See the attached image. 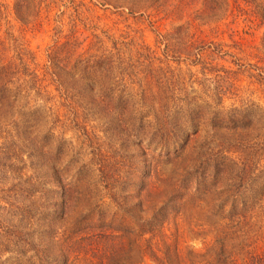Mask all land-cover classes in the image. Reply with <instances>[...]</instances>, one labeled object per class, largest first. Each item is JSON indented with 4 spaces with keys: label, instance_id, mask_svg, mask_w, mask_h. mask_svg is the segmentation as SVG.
Instances as JSON below:
<instances>
[{
    "label": "trees",
    "instance_id": "16d2710c",
    "mask_svg": "<svg viewBox=\"0 0 264 264\" xmlns=\"http://www.w3.org/2000/svg\"><path fill=\"white\" fill-rule=\"evenodd\" d=\"M94 8L154 45L83 36ZM49 24L31 67L19 38ZM241 71L264 84V0H0V264H264V109L225 104ZM95 132L112 148L87 146ZM187 204L202 250L170 230Z\"/></svg>",
    "mask_w": 264,
    "mask_h": 264
},
{
    "label": "rangeland",
    "instance_id": "374dc122",
    "mask_svg": "<svg viewBox=\"0 0 264 264\" xmlns=\"http://www.w3.org/2000/svg\"><path fill=\"white\" fill-rule=\"evenodd\" d=\"M9 2L10 0H5ZM84 10V9H83ZM81 13V16L85 17L87 13L92 15L91 18H88V21L84 25H82L79 21H77L78 30L83 32L84 35L90 36V32L99 33L100 29H105L110 33L120 34L121 32H128L132 35L139 36L149 45H154V32L147 25L146 22L141 21L140 18H133L130 16L120 15L118 13H112L110 10H101L99 8H94L93 10L85 13ZM71 10L67 11L63 16V21L66 22L69 20L67 18L68 13ZM95 23L99 27V29H92L90 26ZM242 23L239 24L238 30L239 35L246 38L248 42L251 44H258L259 38L261 35V31L258 28L251 29L248 33H243L241 30ZM53 24H49L45 26L41 32H25L23 38H19L21 42L23 41L25 47L32 54L34 59L30 64L31 67L41 66L45 61L46 50L49 45H51L55 39L54 32L52 30ZM168 28L169 25L166 24ZM69 28L68 24L63 26L61 35L67 34ZM87 28V29H85ZM14 33L18 35V31L16 26L14 27ZM20 37V36H19ZM225 37V35H224ZM230 59L225 61L224 64H230L233 69H236V66L229 63ZM250 62H254V59L249 60ZM174 65V63H173ZM181 71L185 72V67L181 64ZM197 67H193L192 70H196ZM197 76L200 77L201 74L197 73ZM187 79V76L184 77ZM237 95L225 100V104L230 103H242L247 100L254 101L259 104L264 109V84H260L255 81L253 77L249 76V71H241L237 74ZM94 137H92L90 142H87V146L91 145L92 147L100 146V148H112L107 144V139H105L99 132H95ZM67 136H71L72 133L70 131H66ZM75 134V140H76ZM87 146H84L86 148ZM88 148V147H87ZM204 221L202 217V211L193 208L191 204L185 205L181 213L176 217L174 221V225L170 226V230L175 233V237H177L178 243L183 248H191L194 250H202L204 249L210 242L212 237V232L208 228H203L199 226L200 223ZM259 225L262 226V230H264V221L259 222ZM242 263V262H241ZM143 264H153L151 260L146 259Z\"/></svg>",
    "mask_w": 264,
    "mask_h": 264
}]
</instances>
